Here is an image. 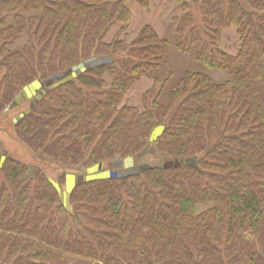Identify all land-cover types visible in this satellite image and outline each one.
Here are the masks:
<instances>
[{"label": "trees", "instance_id": "16d2710c", "mask_svg": "<svg viewBox=\"0 0 264 264\" xmlns=\"http://www.w3.org/2000/svg\"><path fill=\"white\" fill-rule=\"evenodd\" d=\"M127 1L0 0V113L41 82L14 136L72 171L110 165L73 183L67 207L41 167L0 148V264H264V0H175L174 46L206 69L163 100L174 74L153 72L171 43L148 24L121 38ZM231 25L235 54L220 46ZM144 77L142 109L123 104Z\"/></svg>", "mask_w": 264, "mask_h": 264}, {"label": "rangeland", "instance_id": "374dc122", "mask_svg": "<svg viewBox=\"0 0 264 264\" xmlns=\"http://www.w3.org/2000/svg\"><path fill=\"white\" fill-rule=\"evenodd\" d=\"M128 7L131 12V19L129 21L128 28L126 29V34L120 35L121 38L126 40L127 42L132 41L137 35L133 36L132 29L135 27L137 24H139L141 21L146 22V23H162L164 26H166L165 23L167 22V19H169L172 15L173 17L179 15L180 13V8L178 9L176 7H173L174 4L177 5V2L175 0H151L147 6H141L136 0H128ZM176 15L174 16L173 13L176 11ZM146 23L141 25L142 26L146 25ZM136 24V25H135ZM149 25V24H148ZM120 23L114 24L112 30H109L108 33L103 38V41L105 42H110L116 37L117 33L119 32L120 29ZM170 28H163L162 33L158 31V35L160 38H167L170 43H171V48H170V53L168 56V64L163 67L160 70H156L153 72V76H157L158 78H162L166 75V72H173L175 74L172 79L169 82V88H167L164 93L162 94L161 99L163 100L166 96V93L169 89L172 88V86L175 84V81L177 78H179V75L182 74L183 71L185 70H194L196 71L199 67L198 63L194 60L193 55H189L188 57L182 56L175 48L174 44L176 42V35L174 34L173 28H172V22L170 23ZM168 27V26H167ZM140 28V29H141ZM111 29V28H110ZM158 29V28H156ZM173 32V33H172ZM139 33V32H138ZM157 33V32H156ZM224 33V34H223ZM112 34V37L110 36ZM165 34V35H164ZM164 35V37H162ZM110 36L111 38H109ZM119 36V35H117ZM221 43L220 46L228 53L230 54H235L237 49H238V34L236 33V28L234 25H231L227 28H225L221 34ZM111 39V40H110ZM109 40V41H108ZM102 58H107V57H102ZM89 62L85 64L89 66H93L97 63L102 62L101 58L97 57H92L87 59ZM180 66V67H179ZM201 66V65H200ZM197 68V69H196ZM203 70L206 69L203 67ZM79 70L77 67L74 69L72 72V77L73 75L75 76ZM214 79L218 80L219 75H215ZM106 86L109 83V80L107 79L106 81ZM152 83V78L149 77H144L137 81L133 87L131 88L130 92L128 95L125 97L123 104L125 105H131V106H136L140 109L143 107V100L142 96L143 93L150 88V84ZM41 86V82H37L32 85V90L29 92H25L24 96H22V93H20L18 96L15 97L16 101V106H12L9 111L5 113H0V148L1 151L3 152V155H8L12 157L13 159L19 161L20 163L32 166H39L41 169L45 172V174L49 177L50 180H52L56 184V186L59 188V195L61 202L69 207V200H68V189L67 187H71L70 183L67 181L62 182L60 181V178L62 174H68L72 172L70 169H66L65 167H59L53 163H49L45 160H41L40 157L36 156V153L31 151L24 143L19 141L13 134L12 132V122L17 119V117L20 116V111L27 109L29 107V104L33 103L34 98L40 96L38 93V88ZM27 90V89H26ZM33 91V92H32ZM46 90H44L45 92ZM31 96H33L31 98ZM33 100L32 102L30 101ZM19 115V116H18ZM160 132V128H157L155 130V133L153 137ZM149 156V155H148ZM145 157V160L143 162L149 163L150 158ZM147 158V159H146ZM40 159V160H39ZM124 161H121L119 159H116L113 162V166L117 168H128V172L135 171L131 170V166L133 165L131 160H128L126 163V166L123 164ZM128 164V165H127ZM148 165V164H145ZM110 165L109 164H102L101 166L95 165L92 168L80 170L79 172H84L85 174V179H88L90 176L87 172L89 173H99L97 171H103L106 169H109ZM75 171V170H74ZM61 175V176H60ZM100 175H107V171H103ZM60 176V178H59ZM64 176V175H63ZM81 179V178H80ZM59 181V182H58ZM79 181V180H78ZM69 184V185H68ZM67 190V191H66ZM64 193H63V192ZM70 191V190H69Z\"/></svg>", "mask_w": 264, "mask_h": 264}, {"label": "crops", "instance_id": "0c3cea01", "mask_svg": "<svg viewBox=\"0 0 264 264\" xmlns=\"http://www.w3.org/2000/svg\"><path fill=\"white\" fill-rule=\"evenodd\" d=\"M173 7H176L177 9H178V5H175L174 4V6ZM176 11V10H175ZM176 13H177V11L175 12V13H173L174 14V16L176 15ZM172 18H173V15L169 18V19H167V22L168 23H165L166 24V26H164L162 23H160V22H158V23H156V24H154V23H146V22H140L139 24H135L136 26L135 27H133V31H132V35L133 36H135V35H137L138 34V32L140 31V28H141V25L142 24H144V23H146V24H149L150 26H152L153 28H154V30L157 32V34H158V31H160V33H162V30L161 29H163L164 27L167 29V28H169V29H171L170 28V23H171V20H172ZM168 26V27H167ZM112 28H113V26L111 27V29L110 30H112ZM156 28H158V29H156ZM164 28V29H165ZM108 33V32H107ZM173 33V32H172ZM224 34V33H223ZM165 35V34H164ZM164 35L162 36V37H164ZM110 36L112 37V34H110ZM110 36H108L109 38H111ZM112 39V38H111ZM110 39V40H111ZM109 41V40H108ZM199 65V64H198ZM180 67V66H179ZM198 68V69H197ZM196 69L197 70H201V66L199 65V67H197ZM175 75V74H174ZM151 85H152V83L150 84V87H151ZM33 88H32V86H30V87H28L27 88V90L25 89L24 91H23V93H22V96L21 97H23L24 96V93L25 92H27V91H31ZM33 92V91H32ZM128 161V160H127ZM126 161H124L123 162V164L126 166ZM128 165V164H127ZM117 168V167H116ZM121 168V167H120ZM88 174H89V172H87ZM61 176V175H60ZM60 176H59V178H60ZM80 178L81 179H84L85 178V174H80L79 173V171H72V172H70V173H68V174H65V181H67V183L69 182L70 183V186L72 187V185H73V183H75V182H77L78 180H80ZM59 182V181H58ZM55 184H58V183H55ZM69 185V184H68ZM71 187H67V189H68V193H67V195H68V197H69V190H70V188ZM60 191V190H59ZM67 191V190H66ZM63 192V191H62ZM64 193V192H63ZM60 196H61V194H60ZM71 264H92V263H89V262H87V261H83V260H78V261H76V262H72Z\"/></svg>", "mask_w": 264, "mask_h": 264}]
</instances>
